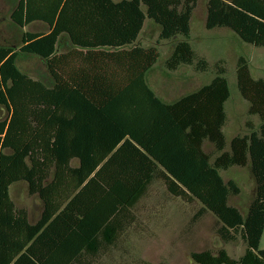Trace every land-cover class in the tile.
Listing matches in <instances>:
<instances>
[{
	"label": "trees",
	"instance_id": "trees-1",
	"mask_svg": "<svg viewBox=\"0 0 264 264\" xmlns=\"http://www.w3.org/2000/svg\"><path fill=\"white\" fill-rule=\"evenodd\" d=\"M198 1L17 0L13 23L23 28L42 21L49 29L23 31L19 46L0 45V264H94L84 253L118 247L134 200L153 179L171 196L200 203L192 223L211 213L225 243L240 238L246 245L238 258L225 247L191 251L194 262L264 264V77H254L248 59L238 57L237 86L260 125L248 120L249 132L229 142L231 90L223 58L213 64L208 84L172 103L147 82L159 42L177 36L182 39L165 68L211 70L189 41ZM147 18L160 26L156 45L136 43ZM205 26L229 28L264 47V0H208ZM23 54L44 61L51 83L20 69ZM247 165L256 193L243 214L229 203L241 187L222 172ZM20 180L44 207L11 251L4 221L20 229L18 220L27 215L10 196V185Z\"/></svg>",
	"mask_w": 264,
	"mask_h": 264
},
{
	"label": "rangeland",
	"instance_id": "rangeland-1",
	"mask_svg": "<svg viewBox=\"0 0 264 264\" xmlns=\"http://www.w3.org/2000/svg\"><path fill=\"white\" fill-rule=\"evenodd\" d=\"M207 1L199 0L194 9L189 41L199 55L209 60L211 70L197 73L192 66L186 65L175 71L167 70L164 61L176 41L182 39L177 36L159 42L160 58L148 72L147 80L160 96L167 97L166 101L171 102L179 98L183 91L192 90L201 85V81L211 79L214 76L213 64L223 58L231 90L230 99L226 103L228 123L224 127V133L230 141L234 135L249 132L246 125L248 120L256 128L260 125L258 116L247 113L249 102L241 96L237 86L236 62L240 55H244L248 59L253 76L264 77V47L243 41L229 28L207 29ZM16 4L17 0H0V45L19 46L23 31L47 32L49 29L42 21H35L23 28L13 23L11 13ZM159 33L160 26L147 18L136 43L143 46L156 45ZM65 49L64 46L60 47V51ZM18 65L32 77L51 83L52 79L45 63L38 56L20 55ZM191 80L194 82L192 85ZM0 115L5 117V112L1 109ZM205 148L208 150L210 146L206 144ZM222 175L225 180L234 179L241 187L240 194L230 196L229 203L245 214L256 193L250 166H234L222 172ZM199 206L200 203L196 200L189 202L171 196L161 181H149L132 204L137 213L134 227L120 236V244L114 249L120 255L118 264H197L190 256L191 251L206 248L217 250L221 247H225L231 256L240 257L245 251V243L240 238L236 242L225 243L215 232L216 218L213 214H205L192 223V216ZM260 247L264 248V234Z\"/></svg>",
	"mask_w": 264,
	"mask_h": 264
},
{
	"label": "crops",
	"instance_id": "crops-1",
	"mask_svg": "<svg viewBox=\"0 0 264 264\" xmlns=\"http://www.w3.org/2000/svg\"><path fill=\"white\" fill-rule=\"evenodd\" d=\"M181 66H185V65H181ZM186 66H190V65H186ZM197 73H201V72H197ZM147 75H148V73H147ZM211 79H209L208 81L207 80L201 81L202 84L198 85L197 87H195L192 90L183 91V93L179 96V98H181L182 96H184L186 94H189V93H192V92L198 90L202 86L208 84L211 81ZM147 82H148V80H147ZM195 82H197V84L199 83L196 80H195ZM193 83H194L193 80H191V85ZM184 84H186V83H184ZM152 88L156 92V94L159 96V98L166 103H172V102L176 101L177 99H179V98H177L176 100L171 101V102L166 101L167 97L160 96V94L157 92V90L154 87H152ZM206 144L211 147L210 143H206ZM74 161L76 162V164H73ZM71 164L74 166H77L79 164V159L78 158L72 159ZM155 180H157V179H155ZM10 196H11V199L14 201L16 207L19 209L25 210V212L27 213L25 220L23 218H19V220H18L19 222L22 221V222H20L22 225L20 229H18L16 227L14 228L13 225L11 227L7 226L5 221H4V231H5V226L7 229L10 228L8 230V232H6V231L4 232V236H6V234H7L8 239H10L11 244L14 243V247L11 248V251H13V249H15V246L20 245L22 240H24L26 237H28V235L30 233L28 230V227H29L28 225L29 224H35L40 219L42 211H43L44 203L37 194H34V195L29 194L28 183L24 180L16 181L10 185ZM130 211L132 213V221H131V225L129 226V228H131L132 226L134 227V224L137 221V213L134 211L133 208H131ZM14 219L15 218L12 216L11 222H13ZM24 221H26V222H24ZM6 222H7V219H6ZM125 242L128 243V241H126V239H125ZM118 243L120 244V242H118ZM114 249H115L114 247H111V249H109L107 252H105L99 256L98 255H91V254L85 252L84 256L82 258L85 261H93L94 262V260H96V262L94 264H118L120 255H119V252L115 251ZM7 253H9V252H7Z\"/></svg>",
	"mask_w": 264,
	"mask_h": 264
}]
</instances>
